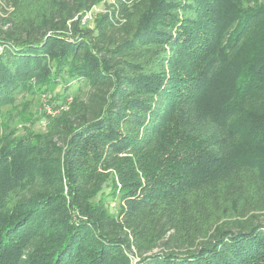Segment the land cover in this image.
Segmentation results:
<instances>
[{
    "label": "trees",
    "instance_id": "1",
    "mask_svg": "<svg viewBox=\"0 0 264 264\" xmlns=\"http://www.w3.org/2000/svg\"><path fill=\"white\" fill-rule=\"evenodd\" d=\"M9 1L0 264H264V0H138L71 35L101 0L39 24Z\"/></svg>",
    "mask_w": 264,
    "mask_h": 264
},
{
    "label": "rangeland",
    "instance_id": "2",
    "mask_svg": "<svg viewBox=\"0 0 264 264\" xmlns=\"http://www.w3.org/2000/svg\"><path fill=\"white\" fill-rule=\"evenodd\" d=\"M138 0H101L92 4L89 7H85L79 9L72 13V15L66 17L61 15L58 17V22L64 23L63 28L60 31L64 34L71 35L73 34L74 29L76 31L78 29H92L95 28L96 22L99 17L106 15L109 22L114 25H123L126 22V17L124 15V8H131L130 6ZM124 4V5H123ZM20 9L18 10L21 17L24 20L27 18H32L39 24L41 21L49 20V18L56 19V11L57 6L55 0H21L20 1ZM2 8V9H1ZM14 8L12 3L9 0H0V15L2 17H10L12 13H14ZM22 12V13H21ZM66 17V18H65ZM84 21L82 22V19ZM61 86H57L56 90H59ZM71 101V97L67 98V102ZM18 102L27 103L28 111L32 113L40 112L48 120L51 118H55L59 114V107H55V105H51L47 102V98L45 95L40 94H21L18 97ZM46 104L50 106V111L46 110ZM23 106V105H22ZM67 105H65L66 107ZM19 124L18 121L15 122ZM46 121L42 120L41 123L37 124V128L45 129ZM20 125V124H19ZM264 214V209L262 210H251L245 217L250 215ZM229 219L234 218L236 216H228ZM225 218V219H228ZM244 217V218H245ZM159 248H155L154 251H158ZM132 262H135V258L133 257Z\"/></svg>",
    "mask_w": 264,
    "mask_h": 264
},
{
    "label": "built area",
    "instance_id": "3",
    "mask_svg": "<svg viewBox=\"0 0 264 264\" xmlns=\"http://www.w3.org/2000/svg\"><path fill=\"white\" fill-rule=\"evenodd\" d=\"M85 18L82 19V22L84 21ZM46 110L50 111V106L46 104Z\"/></svg>",
    "mask_w": 264,
    "mask_h": 264
}]
</instances>
